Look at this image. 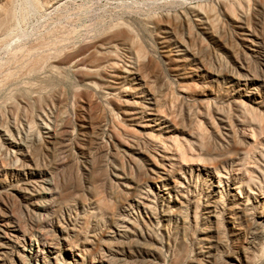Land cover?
Here are the masks:
<instances>
[{
	"label": "rangeland",
	"instance_id": "1",
	"mask_svg": "<svg viewBox=\"0 0 264 264\" xmlns=\"http://www.w3.org/2000/svg\"><path fill=\"white\" fill-rule=\"evenodd\" d=\"M5 3L0 0V6ZM9 3L12 18L7 19V28L0 29L4 30L0 32V176L11 180L15 167L24 160L22 154L29 151V157L41 169L35 186L42 188L44 194L39 200L46 207L45 211H40L43 207L27 210L13 191L7 196L0 194L1 205L10 208H5V216L15 213L9 219L10 228L15 230L2 234L6 247L12 244L6 248L10 264H20L17 257L24 250L26 263L30 262L27 264L50 262L45 259L48 249L67 256L63 249L70 244L66 243L71 239L76 242L88 233L85 237L91 240L96 227V232L110 231L111 240L115 241L110 246L113 253L104 248L102 255L113 254L109 258L123 260L120 264H144L146 260L152 264H166L168 260L167 264H173V258L179 255L182 262L187 258L203 259L198 247L207 243L200 242V230L206 227L213 230L209 234L211 244L216 245L219 240L218 231L227 242L225 248L216 247L213 253L228 255L248 243L252 255H258L259 264H264V223L263 227L254 228L256 216L264 215V0ZM183 16H188V22H184L187 24H181ZM119 28L138 41L140 56L129 44L118 47L117 59L100 49ZM88 45L91 49L86 55L87 65L103 63L111 69L114 62L123 67L138 64L143 77L138 98L119 95L121 99L118 96L93 109L101 93L86 89L83 76L73 66L74 54ZM178 51L185 57L183 63L172 61ZM36 63L38 68L32 71L31 66ZM173 65L181 68L179 74ZM125 99L130 103L126 105ZM62 116L72 136L66 137L68 129L61 126L53 141L49 140V131L42 134L40 124H59ZM31 124L33 136L29 133ZM1 130L12 137L3 135ZM38 135L42 140L33 139ZM30 158L24 160L25 164L30 163ZM165 172L168 176H163ZM155 175L166 179L158 182ZM175 183L179 184L186 207L188 199L200 206L201 222L195 224L192 213L187 232L180 225L175 227L174 222L169 229L166 227L171 218L169 211L180 198L174 191ZM124 185H131L132 189ZM121 206L124 211L119 210ZM111 209L116 212L115 218L108 214ZM211 211L220 215L207 218ZM231 212L239 216L240 240L234 239L231 225L224 222ZM37 222L43 226L34 231ZM17 226L26 234L18 232ZM130 228L135 231L128 238H138L134 240L138 244L117 246L121 234L126 233L122 231ZM46 231L54 233L55 238L58 234L57 238ZM80 232L84 233L79 235ZM101 252L92 257L98 261ZM69 255L68 260H77L75 254ZM4 258L0 254V264H9Z\"/></svg>",
	"mask_w": 264,
	"mask_h": 264
},
{
	"label": "bare ground",
	"instance_id": "2",
	"mask_svg": "<svg viewBox=\"0 0 264 264\" xmlns=\"http://www.w3.org/2000/svg\"><path fill=\"white\" fill-rule=\"evenodd\" d=\"M11 1V0H10ZM9 0H6V3L3 5V6H0V29L2 28V29H4V28H7L5 25H7L6 23V21H7V19H8V21L10 20L9 19V17L11 16L10 15V12H9ZM12 11V10H11ZM12 13V12H11ZM13 14V13H12ZM186 15V14H185ZM10 18H12V17H10ZM182 22H181V24H183L184 22H188V16H183L182 17V20H181ZM8 24H9V22H8ZM184 24H187V23H184ZM116 30V29H115ZM1 31H4V30H1ZM0 31V32H1ZM107 38V37H106ZM109 38H111V40H110V42L109 43H107V44H102L101 45V48L100 49H102L103 51H104V54H108V56H113L112 58H114V59H117L116 58V52H117V50H118V47L119 46H121V45H124V46H128V44L130 45V46H132V48L134 47V49L139 53H136V51L134 52L135 53V55L137 54V55H141L140 54V50H139V47H138V45H137V43H138V41H137V43H136V41L134 40V37H132V35L128 32V31H126V30H122V29H120L119 28V30L116 32V33H114L111 37H109ZM108 38V39H109ZM248 41V40H247ZM126 42H128V43H126ZM123 46V47H124ZM94 48V47H93ZM125 48V47H124ZM91 49V46L90 45H88V46H85L83 49H81L80 51H78V52H76L74 55V57H73V59H74V61H75V64L73 65L74 66V68H75V70L78 72V74H80V75H82L83 77V81H84V86H85V88L86 89H91V90H95V91H99L100 93H101V95H100V101L99 102H96V104H95V106H93L92 104H91V106H93L94 108L93 109H95V107H98V105H101V103H106L108 100L110 101V99H114V98H118V96L119 95H123L124 97H125V95L124 94H129L133 99H135V98H138L137 97V95L138 94H141V83H140V78H141V81H142V76H141V74H140V71H139V69H138V64H135L134 62L132 63V64H130V65H125L124 67L123 66H118V64L116 63V62H114L115 60H113V62L114 63H112V65L111 66H109V67H111V69H107V67L103 64V63H101V64H94V65H87L85 62H86V60H87V56L86 55H88L87 53H89L90 50ZM142 51V50H141ZM173 51V50H172ZM129 52V51H128ZM179 52V51H178ZM170 52H167V54H169ZM181 52H179V53H176L177 55H174V59L172 60L173 62H175V63H183V61L185 60V57L184 56H182L183 55V53L182 54H180ZM174 54V53H173ZM133 55V54H132ZM136 55V56H137ZM39 56V55H38ZM106 58V57H105ZM108 58V57H107ZM141 58V57H140ZM89 59V58H88ZM134 59H136V58H134ZM144 59V58H143ZM142 59V60H143ZM36 60V59H35ZM38 60V59H37ZM42 60V59H41ZM91 60V59H90ZM138 60V59H137ZM136 60V61H137ZM141 60V59H140ZM139 60V61H140ZM106 61V60H105ZM118 61V60H117ZM131 61V60H130ZM88 62V61H87ZM104 62V61H103ZM40 63V62H39ZM106 63V62H105ZM137 63V62H136ZM143 63V62H142ZM126 64H128V63H126ZM40 65V64H39ZM42 65V64H41ZM143 66V65H142ZM174 66V70H175V72L177 73V74H179V71L181 70V68L180 67H177L178 65H173ZM32 68H33V70L32 71H36L37 70V68H38V64L36 63L35 65L33 64V66H31ZM31 71V72H32ZM41 71V70H40ZM144 70H142V72H143ZM81 77V76H80ZM143 84V83H142ZM143 92V91H142ZM251 94V93H250ZM44 94H40V98L43 96ZM152 95V94H151ZM140 96V95H139ZM144 96V95H143ZM38 97V99H40ZM120 97V99H121V97L122 96H119ZM42 99V98H41ZM44 99V98H43ZM42 101H44V100H42ZM97 101V100H96ZM145 101H147V100H145ZM41 102V101H40ZM126 105L127 104H129L130 103V100L129 99H125L124 101H123ZM26 103V102H25ZM92 103V102H91ZM143 103V102H142ZM94 104V103H93ZM124 104V105H125ZM132 104V103H131ZM135 104H137V101H136V103ZM154 105V104H153ZM90 106V107H91ZM121 106V105H120ZM129 107V106H128ZM136 107H138V106H136ZM139 108V107H138ZM110 109V108H109ZM94 112V111H93ZM149 112V111H148ZM124 113V112H123ZM126 113V112H125ZM144 113H145V111H141L140 112V114L143 116V117H146V116H144ZM62 114V113H61ZM63 115V114H62ZM130 116V115H129ZM139 116V115H138ZM134 117V116H133ZM155 118V117H154ZM62 120H61V122H59V124L58 123H52L53 125H50V124H48L47 122H42L41 124H40V128H41V131H42V134H43V131L45 130H47V131H49L47 134L49 135L47 138L50 140H52L53 139V137H54V135L55 136H57L56 135V133H58L59 132V130L63 127H67V129H68V131H67V136L66 137H68V138H70L71 136H72V132H71V128L69 127V126H67V124H68V122H67V120H66V118L65 117H63L62 116V118H61ZM140 120V119H139ZM156 120H157V118H156ZM44 121V120H43ZM127 121H129V122H132V119L131 118H127ZM150 122H152L153 120L152 119H150L149 120ZM155 121V120H154ZM150 122H149V127H151L152 128V126H150ZM51 123V122H50ZM164 123V122H163ZM86 124V123H85ZM133 124V123H132ZM158 124V123H157ZM161 125V124H160ZM62 126V127H61ZM135 126H141L140 124H138V123H135ZM33 126H32V124H31V126L29 127L30 129V131H29V133H30V135H35L34 134V131H33V128H32ZM142 128H145L144 126H141ZM140 127V128H141ZM79 128H81V129H83V127L82 126H79ZM146 129V128H145ZM150 129V128H149ZM163 129V128H162ZM151 130V129H150ZM154 130V129H153ZM164 130V129H163ZM162 130V131H163ZM166 130V129H165ZM2 131V130H1ZM161 131V132H162ZM3 132V135H6L7 137H12L11 135H9V134H11V133H9V134H7L6 132V130L5 131H2ZM9 132V131H8ZM148 132V131H147ZM150 132V131H149ZM52 133V134H51ZM13 135V134H12ZM52 135V136H51ZM153 136H154V134H153ZM35 137V136H34ZM44 137V136H43ZM65 137V138H66ZM8 139V138H7ZM22 139H24V138H22ZM31 139V138H30ZM33 139H36L37 141H40V140H42V137H41V135H38L36 138H33ZM9 140H11V139H9ZM31 141H32V139H31ZM53 141V140H52ZM234 141V140H233ZM23 143V142H22ZM13 145H14V143H12ZM238 144V143H237ZM19 145V144H18ZM21 145V144H20ZM179 145V144H178ZM235 145V144H234ZM24 146H26V145H24ZM23 146V147H24ZM127 146V145H126ZM29 147V146H28ZM239 147V146H238ZM25 148V147H24ZM27 150H28V148H27ZM179 150V149H178ZM15 152V153H14ZM14 152H12V153H14V154H16V151H14ZM29 152V151H28ZM28 152L27 153H23L22 155H23V159L24 160H26V159H28V158H30L29 157V155H28ZM130 152V151H129ZM177 155H178V153H176ZM176 154H174V155H176ZM13 156V155H12ZM18 156V155H17ZM14 157H15V155H14ZM17 159V158H16ZM21 161V163L20 164H18L16 167H15V169H14V171H15V173L11 176V180H9V177L8 176H0V194H6V196H7V194H9L10 195V193H12V192H10V191H13L14 193H16V195L19 197V200L21 201V202H23V203H25V209H27L28 210V208L29 207H33V209H35V210H40L42 207H43V209H41L40 211H45V209L44 208H46L44 205H42V203H41V201L39 200L40 199V197L42 196V194H44V192H43V190H42V188L41 189H38L35 185H36V182H37V178L39 177L38 175H39V173L41 172L40 170V167H39V164L37 165L36 164V162H34L33 160H32V158H30V163L29 164H25V161ZM19 162V161H18ZM17 162V163H18ZM170 164V163H169ZM1 174V173H0ZM168 176V173L167 172H165L164 174H163V176ZM220 175V174H219ZM44 176V175H43ZM155 176H157V175H155ZM162 176V177H163ZM153 177V176H152ZM162 177H159V176H157L156 178H154V180H158V182L160 181V182H163V180H165L166 178H162ZM222 178V177H221ZM220 178V179H221ZM41 179H44V178H41ZM150 179V178H149ZM153 180V181H154ZM133 181V180H132ZM152 181V182H153ZM13 182H15L16 184H14ZM224 182V181H223ZM222 182V183H223ZM43 183V182H42ZM178 183V182H177ZM181 183V182H180ZM119 184V183H118ZM221 184V183H220ZM56 185V184H55ZM175 186H174V191L177 193V194H180V190L178 191V189L180 188L179 187V184H174ZM181 185V184H180ZM183 185V184H182ZM249 185V184H248ZM124 187L126 188V189H132V186L131 185H124ZM136 187V186H135ZM183 187H185V186H183ZM139 188V187H138ZM142 188V187H141ZM144 189V188H143ZM166 190V189H165ZM55 191V190H54ZM58 193V192H57ZM55 194V193H54ZM128 194H130V192H128ZM147 194V193H146ZM185 194V193H184ZM8 195V196H9ZM12 195V194H11ZM47 195V194H46ZM5 196V197H6ZM177 196V195H176ZM181 196V194L179 195V197ZM218 196V195H217ZM1 197V196H0ZM95 197H96V195H95ZM2 198V197H1ZM114 198V197H113ZM116 198V197H115ZM174 198V197H173ZM96 199V198H95ZM100 199V198H99ZM169 199V198H168ZM182 199H184L183 198V196L182 197H180V198H178L177 197V201H175V206L169 211L170 212V214H171V218H169L168 219V222H169V225L168 226H166V227H168V229H169V227H170V225H171V223L172 222H174L177 226H175V227H178L179 225L181 226V229L182 230H184V231H186V230H188V227H190V226H188V223H189V219H190V217H191V214L193 213V217H194V219H195V224H199L200 222H201V218H200V211H199V209H200V206H198L196 203L194 204V202L191 200V199H188V201H187V203H188V205H187V207L184 205L185 204V202H183L182 201ZM186 199V200H187ZM96 200H98V199H96ZM114 200H116L117 201V199H114ZM146 200V199H145ZM175 200V199H174ZM1 201V200H0ZM66 201V200H65ZM140 201V200H139ZM252 201V200H251ZM118 202V201H117ZM176 202H177V204H176ZM173 203V202H172ZM248 203V202H247ZM149 204V203H148ZM136 205V204H135ZM176 205H179V206H176ZM212 205V204H211ZM241 205V204H240ZM244 205H246V204H244ZM145 206V205H144ZM250 206V205H249ZM99 207V206H98ZM116 207V206H115ZM143 207V206H142ZM147 207V206H146ZM145 207V208H146ZM205 207V206H204ZM210 207H212V206H210ZM215 207V206H214ZM217 207V206H216ZM218 207H219V205H218ZM5 208L7 209V210H10V208L9 207H7V206H4V205H1V202H0V237H2V238H0V254L2 255V256H5V258L4 259H2V260H6L5 262L6 263H12V261H11V257H9V253H8V251L6 252V248H8V247H10V245H12V244H10L9 246H7L6 247V245L2 242V240L5 238L4 236H2V234H6V231H12V230H15V228L14 229H11L10 227H11V225H10V222H9V219L11 218V217H13V216H15V213L12 211V214H11V216H5ZM123 207L121 206V207H119V210H123L122 209ZM144 208V209H145ZM155 208V207H154ZM223 208V207H222ZM243 208H245V207H243ZM100 209H101V212L103 211V207L101 208L100 207ZM127 209V208H126ZM225 209V208H224ZM202 210V209H201ZM207 210V209H206ZM217 210H219V209H217L216 208V211ZM248 210V209H247ZM30 211V210H29ZM28 211V212H29ZM104 211H106L105 209H104ZM113 211H115V210H110V211H108V214L111 216V217H113V218H115L114 217V215H115V213L116 212H113ZM124 211V210H123ZM127 211V210H126ZM203 211V210H202ZM201 211V212H202ZM3 212H4V214H3ZM32 212V211H31ZM31 212H29V214L31 213ZM164 212V211H163ZM104 213V212H103ZM107 213V212H106ZM165 213V212H164ZM221 213V212H220ZM226 213V212H225ZM224 213V214H225ZM232 213V212H231ZM228 214L227 213V221H224L225 223L227 222L229 225H231L230 227H231V230H232V236L234 237V239L235 240H240V237L242 236V234H241V229H240V226H239V224L237 223V220L239 219V216H237V214ZM7 214V213H6ZM9 214V213H8ZM7 214V215H8ZM40 214V213H39ZM206 214V213H205ZM208 214V213H207ZM209 216L207 217V218H215V217H218L220 214H218L217 216H216V214H214V212H209ZM101 215V214H100ZM121 215V214H120ZM154 215H156V214H154ZM167 216L168 217V215L165 213L164 214V216ZM221 215H223V214H221ZM255 215H257V213L255 214ZM225 216V215H224ZM42 217V216H41ZM124 217V216H123ZM154 217V216H153ZM156 217V216H155ZM203 217V216H202ZM104 218V217H103ZM157 218V217H156ZM155 218V219H156ZM159 218H160V216H159ZM205 218V217H204ZM224 218V217H223ZM223 218H220V219H223ZM124 219V218H123ZM126 219V218H125ZM218 219V218H217ZM87 220V219H86ZM112 220V219H111ZM118 220V219H117ZM121 220V219H120ZM120 220H118V221H120ZM127 220H129V219H127ZM160 220V219H159ZM158 220V221H159ZM206 220V219H205ZM210 220V219H209ZM44 221V220H43ZM122 221V220H121ZM129 221H131V220H129ZM157 221V220H156ZM163 221V220H162ZM191 221V220H190ZM255 223L254 224H256L255 225V227L254 228H257V229H259V228H261V227H263L262 225H263V223H264V215H257L256 216V218H255ZM9 222V223H8ZM125 222V221H124ZM123 222V223H124ZM132 222V221H131ZM152 222V221H151ZM159 222H161V220L159 221ZM193 221H191L190 223H192ZM113 223V226H115L116 225V220H115V222L113 221L112 222ZM133 223V222H132ZM12 224V223H11ZM47 224H48V222H47ZM125 224H126V222H125ZM163 224V223H162ZM123 225V224H122ZM121 225V223H120V226L119 225H117V226H119V227H121L122 226ZM134 225V224H133ZM15 226V225H14ZM13 226V227H14ZM40 226H43V224L42 225H40L38 222L35 224V230L34 231H36L37 229H41V228H38V227H40ZM55 226H57V225H55ZM60 226V225H59ZM90 226V225H89ZM125 226H127V225H125ZM131 226V225H130ZM162 226V225H161ZM164 226H165V224H164ZM172 226H173V224H172ZM196 226V225H195ZM222 226V225H221ZM46 227V226H45ZM58 227V226H57ZM61 227V226H60ZM101 227V226H100ZM134 227H136V226H134ZM215 227V226H214ZM223 227V226H222ZM28 228V227H27ZM55 228V227H54ZM118 228V227H117ZM133 228V227H132ZM162 228H164V227H162ZM220 228V227H219ZM17 230H18V232H22V233H25L26 234V231L25 230H23L20 226H17V228H16ZM44 228H42V230H43ZM63 229V227L61 228V230ZM86 229V228H85ZM98 228L96 227V229H95V231H93L91 234V240H89L87 237H85V235H83V236H80L79 237V239H78V241L76 240V242H73L72 243V239H71V242L69 243V241L67 240V239H65V240H67L68 241V243H66V244H70L69 246H68V248H64L63 249V251H65L66 253H67V256H64L63 257V255H62V251H59V250H52L51 251V249H50V251H46V260L47 259H49L50 260V262L47 260V261H45L44 260V264H94V263H98V262H100V263H102V264H120V259H116V257L115 258H109V255H111V254H109L108 256H107V253H106V256L103 254L102 255V252L101 251H105V250H103L104 248H107L108 249V251L110 252H112V250H111V247L110 246H112L114 243L113 242H115V241H113L112 242V236H111V234H110V231H108L106 234H105V232L103 231V230H101V231H99V232H96V230H97ZM115 229V228H114ZM134 229V228H133ZM132 229V230H133ZM166 229V228H165ZM165 229H164V231H165ZM178 229V228H177ZM33 230V229H32ZM46 230V229H45ZM47 230H48V228H47ZM64 230V229H63ZM124 230V229H123ZM179 230V229H178ZM199 230V229H198ZM34 231H33V233H34ZM53 232L55 231V230H52ZM66 230H64V232H65ZM121 231V230H120ZM135 231V230H134ZM134 231H131V228L130 229H126L125 231H122V232H126V233H123V234H121V236H120V239H119V241H118V239H116V234H115V239L118 241V242H116L115 244H117V243H119V244H117V246H120V244H131V242L133 243V242H135V241H137L138 240V238H136V239H134L133 241H132V239L130 240L129 238H128V234H130L131 232H134ZM174 231H177L176 229L174 230ZM257 231V230H256ZM38 232V231H37ZM40 232V231H39ZM42 232V231H41ZM46 232H48V231H46ZM45 232V235L47 234ZM49 232H51V231H49ZM48 232V233H49ZM64 232H63V234H64ZM68 232V231H67ZM154 232V231H153ZM168 232V231H167ZM180 232H181V230H180ZM187 232V231H186ZM186 232H184L185 234H186ZM211 232H213V230L212 229H210V228H208V227H206V228H201V230H200V235L201 236H203V238L202 239H200V242H207V243H203V245L202 244H200L199 242V245H202L201 246V249H200V247H198L199 248V250H200V252L199 253H201L200 255H201V257L203 256L204 258L203 259H196V257L194 258V256H193V258L194 259H196V260H193V259H190V258H187L186 260H185V262H182V260L180 259L181 258V255H179V256H176V255H174V256H176L175 258H173L174 259V261H173V264H206V263H209V261L207 262L205 259H208V260H210L211 262L209 263V264H259V262L261 261V259L259 260L258 259V255L257 256H255V255H252L253 253L250 251V248H249V244L248 243H246V244H244V245H242V246H237L236 247V249H234V251L233 250H231V254H228V255H224V254H220L219 252H214L213 253V251H214V249L216 248V247H222V248H225L226 246H227V242H225L224 240H223V238L221 237V233L218 231L217 233H218V235H219V240L217 241L216 240V245H214V244H211L210 243V241L212 240V239H210V237L211 236H209V234L211 233ZM262 232V231H261ZM14 233V232H13ZM36 233V232H35ZM62 233V232H61ZM84 233V232H83ZM82 233V234H83ZM113 233H115L114 231H113ZM156 231H155V235H156ZM172 233V232H171ZM175 233V232H174ZM173 233V234H174ZM183 233V234H184ZM231 233V232H230ZM38 234H40V233H38ZM42 234V233H41ZM50 235H53V234H51V233H49ZM69 234V233H68ZM81 234V232L79 233V235H82ZM89 234V233H88ZM86 235V236H89V235ZM110 234V235H109ZM138 234V233H137ZM137 234H133V235H137ZM142 234V233H141ZM163 234V233H162ZM166 234V233H165ZM168 234V233H167ZM177 234H179V236L178 237H180V233L178 232ZM182 234V235H183ZM7 235H9V234H7ZM13 235V234H12ZM29 235V234H28ZM32 235V234H31ZM30 235V236H31ZM34 235V234H33ZM43 235H44V233H43ZM43 235H41V236H43ZM44 235V236H45ZM48 235V234H47ZM65 235V234H64ZM70 235V234H69ZM132 235V236H133ZM153 235V234H152ZM155 235H154V237H155ZM164 235V234H163ZM162 235V237H164ZM169 235V234H168ZM175 235H176V233H175ZM181 235V236H182ZM258 235V234H257ZM11 236V235H10ZM55 236H56V234H55ZM57 236H58V234H57ZM57 236H56V238H57ZM75 236V235H74ZM78 236V235H77ZM174 236V235H173ZM215 236V235H214ZM259 236V235H258ZM9 237V236H8ZM33 237V236H32ZM53 237V239H56L55 237H54V235L52 236ZM68 237V236H67ZM112 237V238H111ZM136 237V236H135ZM139 237V236H138ZM159 237V236H158ZM172 237V236H171ZM176 237V236H175ZM185 237V236H184ZM216 237V236H215ZM13 238V237H12ZM15 238V237H14ZM13 238V239H14ZM34 238H35V236H34ZM48 238H50V239H52L51 238V236L50 237H48ZM59 238V237H58ZM64 238H66V236H64ZM69 238V237H68ZM75 238H76V236H75ZM78 238V237H77ZM156 238H157V236H156ZM165 238V237H164ZM177 238V237H176ZM176 238H174V240L176 239ZM200 238V237H199ZM212 238H214V237H212ZM217 238V237H216ZM6 239H8V238H6ZM19 239V238H18ZM31 239V238H30ZM33 239V238H32ZM50 239H49V241H50ZM52 239V241H54ZM70 239V238H69ZM159 239V238H158ZM172 239V238H171ZM210 239V240H209ZM17 240V239H16ZM35 240V239H34ZM44 240H46L47 241V239H45L44 238ZM56 241V240H55ZM58 241V240H57ZM139 241H141L140 239H139ZM166 241V240H165ZM164 241V242H165ZM168 241H171V240H169L168 239ZM213 241V240H212ZM42 242H44V241H42ZM41 242V243H42ZM58 242H60V241H58ZM142 242V241H141ZM141 242H140V244H141ZM215 242V241H214ZM36 243H39V242H36ZM46 243V242H45ZM56 244H57V242H55ZM54 243V244H55ZM136 243V245L138 244L137 242H135ZM163 243V242H162ZM161 243V244H162ZM169 243V242H168ZM167 243V244H168ZM176 243V242H175ZM178 243V242H177ZM8 244H9V242H8ZM40 244V243H39ZM59 244H61V243H59ZM163 244H165V243H163ZM162 244V246H164ZM170 245L172 244L171 242L169 243ZM234 244V243H233ZM33 245V244H32ZM43 245H45V244H43ZM124 245V246H125ZM128 245V246H129ZM135 245V244H134ZM134 245H133V247H134ZM143 245V244H142ZM35 246V245H34ZM40 246V245H39ZM46 246H48V244L46 245ZM45 246V247H46ZM49 246H52V245H49ZM57 246H59V245H57ZM116 246V247H117ZM122 246V245H121ZM124 246H122V248L124 247ZM128 246H127V248H128ZM169 246V245H168ZM229 246V245H228ZM251 246V245H250ZM53 247H55V246H53ZM62 247V246H61ZM61 247H60V250H61ZM66 247V246H65ZM115 247V246H114ZM113 247V248H114ZM145 247V246H144ZM40 248V247H39ZM49 248V247H48ZM52 248V247H51ZM59 248V247H58ZM119 248V247H118ZM132 248V247H131ZM135 248V247H134ZM134 248L132 249V250H134ZM171 248V247H170ZM185 248V247H184ZM46 249V248H45ZM56 249V248H55ZM8 250V249H7ZM41 249H39V251H40ZM127 250V249H126ZM148 250V249H147ZM174 250V249H173ZM217 250V249H216ZM25 251V250H24ZM24 251H22V252H20V254L18 255V257H17V259H18V261H19V263L20 264H27L29 261H27V263H26V259H25V254L23 253ZM29 251H30V249H29ZM32 251V250H31ZM38 251V252H39ZM114 251V250H113ZM122 251H124V250H122ZM129 251H130V249H129ZM261 251V250H260ZM264 251V250H263ZM45 253V250L43 249L42 250V253ZM101 252V254H100V256H99V258L100 259H98V261H96V258H93L92 256L93 255H96V254H98V253H100ZM119 252H121V251H119ZM133 251H131V253H132ZM159 252V251H158ZM12 253V252H11ZM34 253V252H33ZM77 253V254H76ZM113 253V252H112ZM114 253H115V251H114ZM117 253V252H116ZM122 253V252H121ZM120 253V254H121ZM126 253V252H125ZM128 253V252H127ZM134 253V252H133ZM132 253V254H133ZM222 253H224L223 251H222ZM38 254H40L41 255V252L40 253H38ZM69 254H75V256L74 257H76L77 256V260L75 259L74 261L72 260V261H70V259L68 260L67 259V257L68 256H70ZM119 254V255H120ZM158 254V253H157ZM162 254H164V253H162ZM186 254V253H185ZM196 254V253H195ZM29 255V254H28ZM27 255V256H28ZM37 255V254H36ZM35 255V256H36ZM45 255V254H44ZM113 255V254H112ZM111 255V256H112ZM125 255V254H124ZM127 255V254H126ZM130 255V254H129ZM133 255H135V253L133 254ZM193 255V254H192ZM39 256V255H38ZM38 256H36V257H38ZM43 256V255H42ZM137 256V255H136ZM160 256V255H159ZM169 256V255H168ZM197 256V255H196ZM224 256L226 257V258H224ZM262 256V255H261ZM45 257V256H44ZM123 257V256H122ZM125 257V256H124ZM134 257V256H133ZM138 257V256H137ZM183 257V256H182ZM199 257V256H198ZM33 258V257H32ZM70 258H71V256H70ZM185 258V257H184ZM183 258V259H184ZM260 258V257H259ZM262 258V257H261ZM34 259V258H33ZM168 259H170L169 257H168ZM264 259V258H263ZM37 260H38V258H37ZM124 260H125V258H124ZM145 260V259H144ZM165 260V259H164ZM167 260V259H166ZM166 260L164 261V262H166ZM171 260V259H170ZM224 260H225V262H224ZM30 261H31V259H30ZM123 261V260H122ZM121 261V262H122ZM127 261V260H126ZM133 261H135V260H133ZM138 261V260H137ZM142 261V260H141ZM148 260H146L145 262L143 261V263L144 264H152V263H150L149 261L147 262ZM38 262V261H37ZM42 262V261H41ZM49 262V263H48ZM125 262V261H124ZM136 262V261H135ZM206 262V263H205ZM30 263V262H29ZM129 263H131L130 261H128L126 264H129ZM133 263V262H132ZM137 263V262H136ZM142 263V262H141ZM154 263V262H153ZM167 263H168V260H167ZM166 263V264H167ZM14 264V263H13ZM33 264V263H32ZM172 264V263H171Z\"/></svg>",
	"mask_w": 264,
	"mask_h": 264
}]
</instances>
